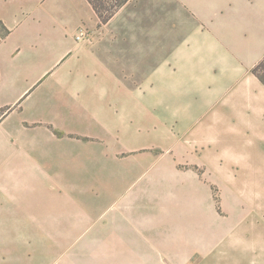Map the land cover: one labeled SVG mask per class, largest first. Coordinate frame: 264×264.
Instances as JSON below:
<instances>
[{
    "label": "crops",
    "instance_id": "obj_1",
    "mask_svg": "<svg viewBox=\"0 0 264 264\" xmlns=\"http://www.w3.org/2000/svg\"><path fill=\"white\" fill-rule=\"evenodd\" d=\"M94 1L114 8L107 24L160 23L164 2L172 6V20L201 24L171 49L165 63L162 49L153 50L152 69L145 45H99L102 38L145 33L100 32L103 21L92 0H0V257L10 253L5 247L16 244L20 231L93 229L100 207L108 208L106 229L114 236L119 230L142 231L144 241L166 247L178 262L196 246L209 256L217 255V247L224 253L227 246H258L264 83L253 68L264 58V0ZM82 28L89 38L77 40ZM148 70L158 82L153 112L147 110ZM131 71L139 77L131 79ZM163 82H170L167 119L178 126L172 150L177 156L186 151L187 163L204 167L219 186L233 183L251 204L243 211L252 215L249 222L239 218L238 209L227 226L212 227L209 218L196 227L195 221L165 216L147 227L140 191L148 167L161 177L163 165L129 152L145 144L148 129L156 136L163 123ZM171 172L181 177L177 166ZM111 241V247L129 242ZM0 264L15 261L0 258Z\"/></svg>",
    "mask_w": 264,
    "mask_h": 264
},
{
    "label": "rangeland",
    "instance_id": "obj_2",
    "mask_svg": "<svg viewBox=\"0 0 264 264\" xmlns=\"http://www.w3.org/2000/svg\"><path fill=\"white\" fill-rule=\"evenodd\" d=\"M171 7L164 2L163 21L160 23L107 24L106 21L101 23L99 31L103 33L108 30L127 33L141 31L140 34L145 33V36L135 38L132 34H127L125 38H115V40L102 38L99 39V45L130 46L131 48L145 45L148 50V67L154 69L156 54L153 50L158 53L159 49H162V55L159 57H162L165 63L170 58L171 49L180 45L185 36L196 25L201 24L172 20L170 18ZM179 10L185 14H193L189 8L184 6L179 7ZM113 11L114 8H112V13ZM156 32L157 37H155ZM153 73L154 71L151 70L146 72L148 78L145 87L147 110H152V112L156 107V92H159L158 82L150 77ZM138 74V71H131V79L138 78ZM136 88H138L137 83ZM162 98L164 119L162 124H157L156 136L150 135L151 129H148L145 144L129 152L132 157H143L151 163L154 160H161L163 165L164 173L161 177L150 174L154 168L148 167L145 191H140L141 196L144 197L141 198L142 205L139 210L145 214L147 227H152L154 222H160L165 216L178 218L180 223L185 221L190 224L195 221L196 227L202 225L203 221L207 223L209 218V224L212 227L218 222L227 226L233 224L239 211H242L239 218H244L246 222H249L247 219L252 215L245 214L243 211L251 204L240 195L236 186L231 185L233 183L228 184L224 181V184L219 186L218 183L212 182L207 174H204L206 171L204 167H193L192 164L187 163L186 151L183 156H177L176 151L172 150L170 144L172 134L177 132L178 126L176 122L167 119L171 114L170 82H163ZM147 121L149 124V119ZM178 136L180 142L186 141V135L179 134ZM195 152L199 153V151ZM175 166L178 167L181 177L171 172ZM193 170L195 180L197 179L194 182L190 177ZM160 178L161 181L158 180ZM96 179L102 180L103 176L98 175ZM191 186H194V194L191 193ZM206 193L210 196L207 197ZM101 208L99 212L101 211L102 214L99 216L98 224L93 225L95 228L90 230L17 232L16 244L12 247H5L10 253L4 252L0 258L3 261L12 258L15 264L23 260L27 264H264V215L260 216L255 226L257 230H260L261 235L258 246L233 248L227 246L224 247V253H220L217 247V255L211 256L205 254L202 247L196 246L195 252L182 257V261L178 262L174 260L171 256L173 253L166 250V247L157 246L151 241H144L142 231L119 230L114 236V230L106 229L105 220L108 208ZM93 211H95L94 208ZM246 234H249V231ZM112 238L115 242L127 238L129 242L126 246L111 247Z\"/></svg>",
    "mask_w": 264,
    "mask_h": 264
},
{
    "label": "trees",
    "instance_id": "obj_3",
    "mask_svg": "<svg viewBox=\"0 0 264 264\" xmlns=\"http://www.w3.org/2000/svg\"><path fill=\"white\" fill-rule=\"evenodd\" d=\"M92 3L94 4L95 9L99 12L100 17L102 18V21L103 22L107 21L112 15L113 7H108L106 5H103V3H101L100 1L98 4H95V1L92 0ZM253 72L264 83V58L253 68ZM56 133L59 135L63 134V132H60V131H56Z\"/></svg>",
    "mask_w": 264,
    "mask_h": 264
},
{
    "label": "built area",
    "instance_id": "obj_4",
    "mask_svg": "<svg viewBox=\"0 0 264 264\" xmlns=\"http://www.w3.org/2000/svg\"><path fill=\"white\" fill-rule=\"evenodd\" d=\"M89 36V31L86 28H82L78 31L76 38L77 40H85Z\"/></svg>",
    "mask_w": 264,
    "mask_h": 264
}]
</instances>
